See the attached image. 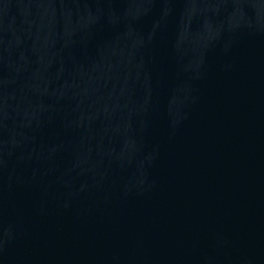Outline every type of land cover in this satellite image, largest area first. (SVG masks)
I'll return each mask as SVG.
<instances>
[{"label":"water","instance_id":"95a60500","mask_svg":"<svg viewBox=\"0 0 264 264\" xmlns=\"http://www.w3.org/2000/svg\"><path fill=\"white\" fill-rule=\"evenodd\" d=\"M0 264H264V0H0Z\"/></svg>","mask_w":264,"mask_h":264}]
</instances>
